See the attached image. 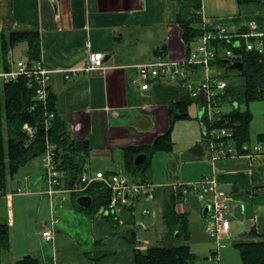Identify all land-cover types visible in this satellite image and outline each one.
Masks as SVG:
<instances>
[{
  "label": "crops",
  "instance_id": "crops-1",
  "mask_svg": "<svg viewBox=\"0 0 264 264\" xmlns=\"http://www.w3.org/2000/svg\"><path fill=\"white\" fill-rule=\"evenodd\" d=\"M200 4L203 27L219 26L229 34H235L242 28H250L249 22L253 21L257 26L255 30L264 31L262 3L201 0ZM166 9L172 15L165 20L172 22L158 19ZM176 11L175 0H0V33L35 30L39 34L40 58L44 67L51 71L47 81L55 110L67 125L69 139L86 141L89 146L83 169L94 171L90 169V159L106 160L110 167L107 172H117L116 167L124 169L122 147L149 146L168 130V109L181 98L187 79H177L173 85L157 82L163 77H168L163 80L169 82L173 76L153 78L148 88L141 90L135 67L153 60L149 59L150 53L154 58L182 56L180 50L177 56L172 49L173 43L178 44L177 48L183 45L182 32L176 24ZM148 25L155 28L153 34L149 33L152 37L144 40L149 42L144 44L148 45L147 48L142 47L139 52L131 50L130 45L136 42L130 39L136 37L135 29L143 35ZM23 43L22 57H25L27 45ZM94 51L104 53L103 64L108 66L104 73L82 70L88 52ZM9 58L14 59L13 48L6 53V61ZM204 73L203 70V77ZM188 79L194 83L188 88L189 94L201 79L195 83L191 74ZM194 100L199 107L201 139L176 149L172 141V150L166 152V174L171 183H155L149 173L150 200L156 198L161 206L153 191L162 194L165 187L179 180V176L183 178L184 169H199V178L206 176L228 197L230 223L220 234L221 240L235 243L251 228L264 240V153L218 156L210 142L203 140L206 128L201 118V99ZM181 119L185 118L176 121ZM175 122L169 131L170 136ZM38 158L37 162L28 161L23 165V172L14 183L13 176L9 177L0 193V223L8 225L10 240L0 264H14L27 254L35 256L39 264H134L135 246L123 238L120 229L105 219L100 209L95 213L78 210L73 201L80 195L74 198L77 191H56L49 199ZM193 178L191 176L187 181L196 180ZM142 202V198L136 202V219L150 224L157 212L142 215ZM206 205L202 195L191 193L177 202L176 210L189 216L200 214L206 217ZM53 216L58 221L51 225ZM43 227L52 230L51 240L40 235ZM149 228L156 229L151 225ZM151 235L152 240L164 244L173 242L164 231L162 235L158 232ZM136 246L144 247L139 243ZM216 253L213 251L209 256ZM207 259L208 263L213 262L214 256ZM192 264L199 263L194 260Z\"/></svg>",
  "mask_w": 264,
  "mask_h": 264
},
{
  "label": "trees",
  "instance_id": "trees-1",
  "mask_svg": "<svg viewBox=\"0 0 264 264\" xmlns=\"http://www.w3.org/2000/svg\"><path fill=\"white\" fill-rule=\"evenodd\" d=\"M240 3L258 2L264 4V0H238ZM177 5L176 24L181 29L182 40L186 50L192 42L197 40L205 30H212L210 27H203L200 8L201 0H175ZM249 28H242L239 33L248 32ZM249 37V40H254ZM19 42L27 45L26 53L31 59L40 57L39 34L35 30L24 31H2L0 33V67L7 69L6 53L10 48ZM211 45L215 48L214 56L210 65L217 68L216 72L221 78L226 79L227 85L221 93H218L219 104L231 105L223 110L220 119L209 122L204 120L205 131L204 141H217L210 129L226 127L231 129L230 137L224 139L238 148L242 153L241 146L249 143V123L251 113L247 108L240 109V104H248L249 101L264 97V48L262 52L257 50H246L244 38L214 39ZM229 48L238 54L236 61H241L243 67L238 70H230L222 61L224 49ZM26 77H20L16 81L0 84V192H3L9 177H12L17 170L31 159L40 156L46 145V138L55 144L58 169L63 173V186L72 188L79 180L84 163L87 160L89 146L86 141L75 142L69 139L67 125L59 116L54 107V100L51 91L48 94L47 109L54 112L53 118L49 119L50 126L44 127V108L34 96V87L31 86ZM194 97L182 92L181 98L174 102L168 109L169 127L165 133L159 135L149 146H126L122 147V156L125 172L135 182H148L151 157L154 152L171 151L173 142L170 136L172 124L179 118H187L188 103ZM220 120L223 122L220 123ZM23 123L34 128L33 139L27 138L23 129ZM258 142H264V131L258 135ZM144 153L145 157L139 165L134 164V158L138 153ZM78 194H88L92 198L90 208H84L74 201L78 210L90 213L97 212L101 207H107L111 197L110 188L102 182H93ZM184 199L179 187L172 189L164 200L162 210V222L166 234L172 236L170 244L153 243L145 248L137 247V232L135 228H127L122 231L118 221L122 218L127 223H133L136 214L129 208H121L118 213L104 214L105 219L115 228L121 230L123 238L131 245H134V264H192L195 260L190 250V233L187 227V214L176 210L178 201ZM9 227L0 223V261L2 253L10 245ZM246 237H256L252 240ZM178 240V242H176ZM240 255V264H264V240L259 238L254 228L245 233L244 237L234 243ZM14 264H39L38 259L33 255H24L15 260Z\"/></svg>",
  "mask_w": 264,
  "mask_h": 264
},
{
  "label": "built area",
  "instance_id": "built-area-1",
  "mask_svg": "<svg viewBox=\"0 0 264 264\" xmlns=\"http://www.w3.org/2000/svg\"><path fill=\"white\" fill-rule=\"evenodd\" d=\"M201 15V11H200ZM249 31L245 33L229 34L221 27L212 28V30H205L204 33L195 40L187 50L184 58L179 60H170L169 58H154L151 61L140 63L136 65V71L139 79V87L141 90H146L149 86V81L153 78L163 76H178L186 77V70L194 68H201L204 70V77L191 88L189 95L194 98L201 99V118H207L209 122L220 119L223 112V107L219 104L218 93L227 85V81L221 78L217 72H212L210 65L211 59L214 56L215 48L211 45L214 39H229V38H244L246 50H257L262 52L264 48V31L255 30L257 28L255 22H249ZM249 37L255 39L249 40ZM104 53L100 51L88 52L87 61L82 67L85 72H100L104 73L107 65L103 64ZM224 58L236 61L238 54L229 48L224 49ZM7 69L0 67V84L10 81H16L20 77H26L29 84L34 87V96L44 108V127L46 129L50 126V118H53L54 112L47 109L48 94L50 86L48 79L50 70L46 69L42 63L41 58L31 59L28 56L16 59H7ZM23 129L27 134V138L33 139L34 128L29 124L23 123ZM210 134H216L215 138L218 140L210 141V145L218 156H230L237 154H250L252 152L264 153V142H257L254 145L244 143L240 148L242 153H238V148L225 138L230 137L231 129L220 127L210 129ZM57 146L49 142L46 138V145L44 152L40 155V165L42 168L43 177L47 184L46 194L51 200L53 192L56 191H81L87 185L93 182H102L111 190V197L107 207H101L104 214L118 213L121 208H129L135 212L136 202L141 198L150 200L149 182H135L128 175L119 172H103L101 170L89 171L83 169L79 180L72 188H63V173L57 167L55 159ZM173 188L179 187L183 196H188L191 193H199L203 200L209 206L206 213L209 225L207 231L212 236H220L223 231H226L229 226V204L226 193L217 188L215 183L209 180L206 176L197 183L188 184H171ZM22 191V188H18ZM1 193V192H0ZM142 215H154V210L148 206L140 208ZM58 218L53 216L50 224L54 225ZM43 239L51 240L53 232L48 227H43L40 234ZM212 258V256H209Z\"/></svg>",
  "mask_w": 264,
  "mask_h": 264
},
{
  "label": "rangeland",
  "instance_id": "rangeland-1",
  "mask_svg": "<svg viewBox=\"0 0 264 264\" xmlns=\"http://www.w3.org/2000/svg\"><path fill=\"white\" fill-rule=\"evenodd\" d=\"M171 15L172 14L170 13V10H167L166 13L163 11V14H160L158 19L160 18L166 21L165 19H167L168 16H170L171 18ZM169 22H172V20H167L165 23H169ZM151 24H155V23H151ZM154 28L155 26L148 25L146 27V33L143 35H141V32L136 28L134 31L136 33V37H130L132 41H136V42L130 45V49L134 50L135 52L136 51L139 52L138 50H140L142 47L147 48L148 45L144 46V44H147L149 42L148 41L144 42V40L145 39L147 40V38L152 37L149 33L151 31L153 34ZM175 32L176 31L174 30V35H175ZM170 36L172 35L170 34ZM181 40H182V37H181ZM176 45L178 44L173 43V46H172V49H174V53H178L176 54L177 56L180 54L182 56L179 58L171 57L170 60L182 59L187 53L184 42L180 48L179 46L177 48ZM24 48H25V44L23 42L22 43L19 42L16 46L13 47L14 59L20 58L24 55L22 54L24 53V50H25ZM179 50H180V54L178 52ZM149 59H154L153 54L150 53ZM0 60H1V52H0ZM216 69L217 68H214L213 71H217ZM230 70H235V69L230 68ZM202 73H203V70L200 67L195 72H190L189 70H186L185 79H187L188 82L186 83V85H184V88H182L183 92L187 93L188 88H190L194 84L193 81L192 82L189 81L190 79H188V76L191 74L192 77L196 79L194 80L195 83H197V81H199L203 77ZM163 78H168V77H163ZM163 78L161 80H157V82H163V83H169V84L176 85V80L182 79L184 77L175 76L173 77L174 80L173 78H171V81L169 82H166L165 80H163ZM230 107L231 105H224L223 110H227ZM245 108H247L248 111L251 113V120H250L249 127H248L249 128V142L252 145H254L258 142V135L264 131V97L249 101L247 105L245 103H241L240 109L245 110ZM198 111H199L198 102L195 100H192L191 102L188 103V107H187L188 117L175 122V125L172 130V136H171L173 139L172 141L175 142V145L173 147L174 149H176L177 147L185 146L188 142L201 139V129H200V122L198 120ZM38 157L40 156H37L30 161L37 162L39 160ZM166 159H167V153L166 151H162V150L154 152L151 157V168H150L151 172L149 171V173L150 174L152 173V180L155 183H161L163 185L164 183L166 184L171 183L166 174V168H167ZM105 161H98L95 159H93L92 161L90 159V162H91L90 169L94 171L96 169H101V171L107 172L110 169V167L107 164L108 162H105ZM22 169H23V166H21L17 170V172L13 175L12 179H14V181L12 180V183H14L19 178L21 171L23 172ZM114 170L119 173H125V169L123 168L119 170L118 167H116V169L114 168ZM198 170L199 169H192V168L184 169L183 178H180L179 176L178 178L179 180L176 181L177 185L181 183L185 184V182H187V184L188 183L192 184V183H197L200 180H202V178H199L200 176H198L199 175L197 173ZM191 176L194 177L193 179H196V180L187 181V179H191ZM9 180L10 179L8 178L7 181ZM171 192H172L171 186L165 187L164 192H162V194L159 191L157 192L153 191V193H156L158 195L161 206L159 205V203H157L156 198L155 200L154 199L153 200L143 199L142 205L151 207L153 208V210H156L157 212L156 215L153 216V220H152L153 222H150V224H147L146 221L142 219H139L138 221L137 219H135V222L127 223L124 221V219L122 220L121 218L117 222L118 226L120 227L122 231H124V229L127 230V228H131V227L136 229L137 240L139 241V245H144V247H141V248H145L148 244H153V243L158 242L156 240H152L151 233L156 234L158 232L159 235H162L164 231V233L166 234L165 226L162 222V218L160 215V210L163 208L164 200L167 198V196ZM148 217L151 218L152 216H148ZM150 225L151 227L153 226V228H156L155 229L156 232L152 231V229L149 228ZM208 225H209V220H207V217H204L200 214H198L197 216H189V214H187V227L190 233L189 245H190L191 252L195 256V262L199 264H202V263L203 264H218V262L219 264H240L241 262L240 255H238L239 252L236 246L234 245V242H232V240L223 242L220 238L221 235L212 236L207 231ZM167 237L172 239V236L168 233H167ZM176 242H178V240ZM158 243H164V242L160 241ZM213 251H217V253L213 255L214 261L208 263L207 258L209 257V255L212 254Z\"/></svg>",
  "mask_w": 264,
  "mask_h": 264
},
{
  "label": "water",
  "instance_id": "water-1",
  "mask_svg": "<svg viewBox=\"0 0 264 264\" xmlns=\"http://www.w3.org/2000/svg\"><path fill=\"white\" fill-rule=\"evenodd\" d=\"M222 61L225 62L227 64V66L231 69H238L240 70L243 67V64L241 61H234L228 58H222ZM223 121L220 120V123H222ZM213 136L215 137L216 134L214 133ZM145 154L144 153H138L135 158H134V164L135 165H139L140 163H142V160H144ZM75 202L78 205H81L84 208H90L92 205V198L90 195L88 194H80L76 197ZM208 205L205 206V213H207L208 211Z\"/></svg>",
  "mask_w": 264,
  "mask_h": 264
}]
</instances>
